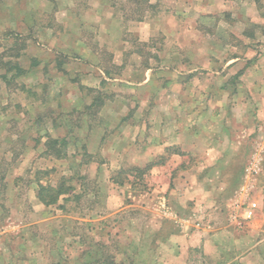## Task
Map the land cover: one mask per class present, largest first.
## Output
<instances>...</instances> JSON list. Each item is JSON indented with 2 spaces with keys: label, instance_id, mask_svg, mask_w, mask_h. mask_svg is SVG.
<instances>
[{
  "label": "rangeland",
  "instance_id": "rangeland-1",
  "mask_svg": "<svg viewBox=\"0 0 264 264\" xmlns=\"http://www.w3.org/2000/svg\"><path fill=\"white\" fill-rule=\"evenodd\" d=\"M150 2L0 0V264H264V0Z\"/></svg>",
  "mask_w": 264,
  "mask_h": 264
},
{
  "label": "trees",
  "instance_id": "trees-1",
  "mask_svg": "<svg viewBox=\"0 0 264 264\" xmlns=\"http://www.w3.org/2000/svg\"><path fill=\"white\" fill-rule=\"evenodd\" d=\"M130 4H134L136 9L134 10L135 13H139L138 10L139 8H144V9H151L153 5L151 4L150 0H129ZM132 11V9H131ZM142 17L139 15L137 16L136 20L141 19ZM129 19H132L130 17ZM25 47L24 44H19L17 51L14 52L13 57H18L20 55V50ZM20 49V50H19ZM9 63V62H7ZM14 69L17 70L18 73H23V70L18 66V65H13ZM5 78V77H4ZM9 81V80H7ZM57 140L53 138H48L45 142V153L46 154H52L54 157L61 158V152H58V148H56ZM181 154V152H178ZM63 158V157H62ZM152 164L148 163L145 164L142 167L139 166H131V167H124L120 168L117 172L112 174L109 179L113 184H117L122 186L125 183H132L133 185L137 180H141L144 172L148 171L150 169V166ZM48 171H42L40 172L41 174L45 175ZM74 177L71 176H61L59 178V181L54 184H48V183H42L39 178H35V183L37 185V191H36V198L37 200L43 204L44 206H50V205H55L58 203L60 199H64L66 195L70 191H73L74 186L71 185L69 182L72 181ZM78 179L81 180L82 187H85L84 182H87V179L85 176H79ZM80 195L77 193L75 195L76 199H79ZM99 264H103V262H99ZM105 264V262H104ZM106 264H112V262L106 263Z\"/></svg>",
  "mask_w": 264,
  "mask_h": 264
},
{
  "label": "crops",
  "instance_id": "crops-1",
  "mask_svg": "<svg viewBox=\"0 0 264 264\" xmlns=\"http://www.w3.org/2000/svg\"><path fill=\"white\" fill-rule=\"evenodd\" d=\"M93 61H94L95 65H97V67L94 66L93 64L92 65L91 64L89 65V63L87 65L83 61H80L77 64L80 65L79 66L80 69H83L85 67V65L86 66H89L92 69H97L98 68V61H95V60H93ZM64 68H67V64L64 66ZM92 79H95V78L92 77ZM99 79H100V77H98L97 84L100 82ZM92 81H94V80H92ZM92 83L95 84V82H92ZM83 84H84V82L82 80L80 82V88H83ZM93 87H94V85H93ZM80 94H81V91H80ZM80 100H81V98H80ZM82 116H83V114H81V117ZM104 131H105L104 128H101L98 125H96V126L88 125L87 129L85 130L86 139L84 140V143H85L84 147L85 148H90V147H92V148L94 147L95 148V147H98L100 141L102 140V136L104 134ZM195 237H196L195 234H192L191 235V239L192 240L190 242L193 243V245H195V243H196L195 240H197ZM203 242H204L205 249L208 250V248L211 247V245H209V243L207 242V240H204ZM208 245H209V247H208ZM249 258H252V260L256 264H260V261L262 260V255L261 254H254L253 256H249ZM248 260L249 259L246 258V261H248Z\"/></svg>",
  "mask_w": 264,
  "mask_h": 264
},
{
  "label": "built area",
  "instance_id": "built-area-1",
  "mask_svg": "<svg viewBox=\"0 0 264 264\" xmlns=\"http://www.w3.org/2000/svg\"><path fill=\"white\" fill-rule=\"evenodd\" d=\"M258 164H259V160H257V158H253V162L250 166V170L256 171L258 169ZM255 208H256V203L251 202L248 205V208L246 210H244V217L246 219L253 217V215H254L253 213H254Z\"/></svg>",
  "mask_w": 264,
  "mask_h": 264
}]
</instances>
